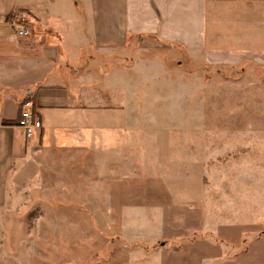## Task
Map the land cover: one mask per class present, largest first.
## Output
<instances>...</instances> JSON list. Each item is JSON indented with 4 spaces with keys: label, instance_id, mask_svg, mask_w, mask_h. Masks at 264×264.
Returning <instances> with one entry per match:
<instances>
[{
    "label": "crops",
    "instance_id": "0c3cea01",
    "mask_svg": "<svg viewBox=\"0 0 264 264\" xmlns=\"http://www.w3.org/2000/svg\"><path fill=\"white\" fill-rule=\"evenodd\" d=\"M17 10L30 16L27 36L17 35L7 18ZM180 56L195 65L264 71V0H0V199L17 158L54 151L62 182L69 172L72 184L111 181L103 193L107 215L127 214L124 179L136 175L145 148L151 153L146 166L152 165L153 133L168 134L170 120L176 121L175 89L188 97L193 71ZM196 82L207 93V82ZM239 82L250 89L261 81ZM27 99L42 124L29 138L16 123H1L15 121ZM182 114L192 131L197 120ZM203 115L200 109L199 123ZM185 160L183 180L162 177L163 195L174 206L203 212L202 170L192 166L191 155ZM244 196L241 214H220L215 222L201 213L204 228L219 237L240 219L254 233L255 204ZM155 206H132L129 214L144 228ZM152 222L156 238L161 231Z\"/></svg>",
    "mask_w": 264,
    "mask_h": 264
},
{
    "label": "rangeland",
    "instance_id": "374dc122",
    "mask_svg": "<svg viewBox=\"0 0 264 264\" xmlns=\"http://www.w3.org/2000/svg\"><path fill=\"white\" fill-rule=\"evenodd\" d=\"M16 13L26 17L30 34V16ZM182 57L184 68L193 71L188 97L183 99V88L181 93L175 89L170 101L176 109V121L170 120L174 125L168 134L151 136L158 162L146 166L151 153L145 148L136 175L130 172L123 178L127 214L107 215L103 193L111 181L95 177L86 184L81 178L72 184L69 172L62 182L59 152L29 151L17 158L0 199V264H264V71L195 65ZM199 79L207 82V93L197 86ZM251 79L261 82L250 89L239 82ZM200 109L201 123L196 118ZM184 111L197 120L192 131L184 128ZM162 155L170 159L164 161ZM186 155L202 170L203 212L174 206L163 195L162 177L183 180ZM248 194L255 204L254 233L247 232L240 219L219 237L204 228L207 213L215 222L220 214H241ZM140 205H158L155 215H146L144 228L129 214L130 207ZM152 220L161 231L156 238ZM219 255L223 258H216Z\"/></svg>",
    "mask_w": 264,
    "mask_h": 264
},
{
    "label": "built area",
    "instance_id": "2783aa9c",
    "mask_svg": "<svg viewBox=\"0 0 264 264\" xmlns=\"http://www.w3.org/2000/svg\"><path fill=\"white\" fill-rule=\"evenodd\" d=\"M25 18L23 14L14 13L11 25L17 35L27 36L29 34ZM32 109L33 105L31 101L29 99L24 100L17 122V125L23 129L27 138L33 136L35 130L42 126L41 121L35 117Z\"/></svg>",
    "mask_w": 264,
    "mask_h": 264
},
{
    "label": "trees",
    "instance_id": "16d2710c",
    "mask_svg": "<svg viewBox=\"0 0 264 264\" xmlns=\"http://www.w3.org/2000/svg\"><path fill=\"white\" fill-rule=\"evenodd\" d=\"M13 15H14V13L9 14V15L7 16L8 20L11 21L12 18H13ZM17 122H18V118H17L15 121H12V120H5V119H3V120L1 121L2 124H14V123L17 124Z\"/></svg>",
    "mask_w": 264,
    "mask_h": 264
}]
</instances>
